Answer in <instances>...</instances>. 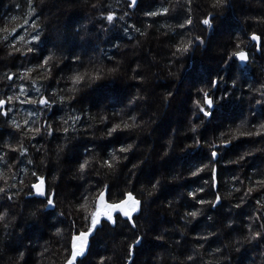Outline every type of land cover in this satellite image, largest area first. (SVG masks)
<instances>
[{"label": "snow or ice", "instance_id": "6c2138e0", "mask_svg": "<svg viewBox=\"0 0 264 264\" xmlns=\"http://www.w3.org/2000/svg\"><path fill=\"white\" fill-rule=\"evenodd\" d=\"M63 2L71 5L75 0ZM116 2L124 5V10L119 14L107 0H94L90 7L100 12L99 18L104 22L101 25L102 32L108 33L123 22L122 31L129 40L132 39L128 35L130 29L140 37H147L148 29L158 23L155 18L169 16L170 12L180 9L179 15L174 17V26L161 24L156 29L159 32L161 28H166L167 31L161 35L167 37L171 34L176 38L170 44V55L179 62V66L184 64L186 57L206 47L207 36L215 31L221 18L234 6L231 0H198L195 7L194 0H172L167 7L162 3L159 7L153 4L142 9L144 17L152 22L146 21L141 28L128 24L125 19L130 16L128 9L133 12L140 9L141 0ZM15 7L20 9L21 5L17 3ZM24 7L27 11L22 15L12 16L10 24H4L0 19V87L6 90L0 94V264H44L43 259L32 262L26 260L25 252L30 246L20 244L12 247L11 238L16 229H22L29 221L35 226L42 219L48 220L53 216L62 218L61 223L68 221V235L67 245L56 250L57 259L52 264H93L90 238L105 229L117 231L121 227L126 228L130 234L121 242L122 255L117 246L111 254H97L95 264H135L139 252L148 240V232L142 231L140 225L145 207L153 197L162 196L170 185L181 178L172 173L165 176L161 172L151 175L136 187H131L136 180L137 171L143 172L147 168L150 157H138L129 166L126 163L129 161V153L139 151L136 140L156 123L159 115L153 113L144 119L147 113L137 114L149 106L150 97L146 87L148 78L140 64L135 63V67L130 69L129 79L137 82L136 91L128 98L125 108L111 112L100 108L92 113L78 107L88 89H92L94 85L99 86L103 81L123 77L122 58L117 59L114 53L107 57L110 65L103 61L96 62L92 58L85 64L75 52L65 55L62 43H46V24L38 23L48 7L45 0H24ZM248 19L257 25L264 24V14ZM194 28H199L195 35ZM80 38L83 39V36ZM115 39L113 47L119 49L120 44ZM236 40L231 53L224 57L225 67H228V62L235 64L238 61L235 70L243 73L248 71L255 56H250L242 45L251 41L253 53L264 55V32L257 33L253 30L237 36ZM139 44L140 40H137V45ZM17 61L22 66L27 61L31 67H24L22 72L19 69L12 71ZM169 74L176 75L171 68ZM61 81L63 87L60 86ZM222 83H226L224 77L217 74L208 82L207 89H197L199 98L193 101L196 111L192 113L188 127V131L192 133L189 137L191 143L183 144L181 150L187 152L207 149V153L200 154L198 163L188 169V175L194 178L198 186L182 194L185 211L179 218L183 220V225L172 229L179 233V239L166 238L165 232L168 229L162 232L152 230L155 247L162 250L154 253L153 264H231L236 254L248 250L246 245L257 249L264 246V168L254 166L251 174L243 179L233 173L231 181H225L219 175L222 163L226 170L230 165L242 167V162L249 157H256L258 154L264 157V121L242 120L235 127L229 125L224 130H219L211 138L198 131L205 123V118L209 121L214 118L218 103L228 99L230 93L227 88L219 96L212 92ZM236 85L237 78L233 76L231 87L234 89ZM250 91L260 97L255 99V103L264 106V82H258V87L250 88ZM8 92L11 94H7ZM173 96L174 93L169 89L160 97L165 108L170 106ZM17 104L30 105L33 109L27 112L28 118L23 123L14 115ZM56 109H59V113L50 115ZM261 111L264 112V107ZM252 115L255 116V113ZM33 117L37 118L32 119ZM192 120L196 122L193 123ZM80 132L85 136L90 135L91 140L106 143L93 144L92 147L85 144L82 151H76L73 141L79 139L76 134ZM122 134L127 136L121 139ZM60 135L65 142L57 144L54 152L55 174L50 172L46 176L44 170L48 168L51 159L45 144ZM176 135L177 132L173 129L158 157L160 161L167 162L170 159L172 137ZM241 138H245L250 147L246 151L234 153V159L227 158L230 146L237 147L233 142ZM30 148L35 153L42 154L33 158ZM66 155L71 157L75 178L84 180L86 177L96 176L99 179L95 184H89L79 200L68 201L67 206L63 207L53 185L61 179V161ZM22 164L31 165L32 168L20 167ZM108 177H123L124 186L118 194L113 191L117 185L110 187L106 179ZM229 183L232 185L231 190L222 195L221 186L227 188ZM234 193L239 195L234 196ZM226 201L231 202L226 206ZM21 202L29 209L27 217L15 210ZM164 202L170 212H175V205L179 200L165 197ZM249 202L251 210H248ZM225 210L227 214L221 220V214ZM234 210L239 211L234 213ZM237 216L240 217V226H236ZM201 217L207 221L205 230H193L191 238L187 239L186 229ZM64 232V228L57 226L54 235L62 237ZM234 233L239 234L238 238L232 239ZM221 236L224 237L223 240ZM48 251V248H44L39 257L43 258Z\"/></svg>", "mask_w": 264, "mask_h": 264}, {"label": "trees", "instance_id": "16d2710c", "mask_svg": "<svg viewBox=\"0 0 264 264\" xmlns=\"http://www.w3.org/2000/svg\"><path fill=\"white\" fill-rule=\"evenodd\" d=\"M91 2H94V0H75V3L70 5L64 3L63 0H45L48 7L45 9L44 17H41L38 23L46 24L45 36L48 37L47 44L62 43L65 48V55L75 52L81 56L85 64H87L89 58H92L96 62L103 61L105 64L110 65L107 57L114 53L117 59L122 58L123 60L121 66V71L124 73L123 77L116 80L103 81L99 86L94 85L92 89H88L83 95L82 103L78 107H83L92 113H96L100 108H106L109 112L125 108L128 98L136 91L135 85L137 82L129 79L130 69L135 67V63L140 64L141 69L148 78L146 87L150 97L149 106L143 108L141 113L137 114L147 113L144 119H147L153 113H158L159 115L156 123L152 124L148 131L141 134L136 140L139 151L134 150V153H129V161L126 162L129 166L138 157L145 155L150 157L147 168L143 172L137 171L136 180L131 187H136L138 183L145 182L151 175L161 172L165 176L172 173L181 177L170 185L162 196L153 197V200L145 207L144 217L140 221L141 230L148 232V240L144 248L139 252L135 264H153L154 253L162 250L155 247L152 230L155 229L158 232H162L168 229L165 232L166 238L179 239V233L173 232L172 229L183 225V220L179 218L185 211L182 194L198 186V183L194 182V178L188 175V169L198 163L201 158L200 154L207 153V149L188 150L187 152L181 150L183 144L191 143L189 137L192 133L188 131V127L192 113L196 111L193 101L199 98L197 89H207L208 82L215 78L217 74H220L224 77L226 83H222L218 89H214L212 92L219 96L227 88L230 93L227 100L218 103L214 110V118L210 121L205 118V123L199 127L198 131L203 136L211 138L213 134H218L219 130H224L229 125L235 127L242 120L249 122L253 120L264 121V112L261 111L264 106L255 103V99L260 97L254 91H250V88L258 87V82H264V55L253 53V42L247 41L242 47L249 51L250 56H255L254 62L248 66V71L243 73L236 72L238 61L235 64L228 62L227 68L224 62L225 55L230 54L233 50V46L237 42V36H243L253 30H256L257 33L264 32V24L257 25L248 19V17L264 14V0H231L234 5L233 8L221 18V21L215 27V31L207 36L206 47L186 57L182 66H179V62L175 61L170 55V44L176 38L171 34L167 37L161 35L162 32L167 31L166 28H161L159 32L156 30L161 24L174 26L176 23L174 17L179 15V8H177L176 12H170L169 16L155 18L158 23L154 24L153 28L148 29L147 37H140L130 29L128 35H131L132 39L129 40L128 36L122 31L124 28L123 22L117 24L115 29L110 30L108 33L102 32L101 25L104 22L99 18L100 12L90 7ZM170 2L172 0H141L140 9L135 12L128 9L130 16L125 19L128 24H135L136 27L143 28L146 21L151 23L152 20L144 17L142 9L153 4L159 7L161 3L167 7ZM195 2H198V0H194V7ZM17 3L21 5L20 9L15 7ZM107 3L111 4L113 9L118 10V14L124 10L123 3L117 4L116 0H107ZM26 11L24 0H0V19H2L4 24H10L12 16L22 15ZM194 14L199 15V13ZM198 32L199 28L193 29V35ZM81 36H83V39L80 38ZM114 38H116L115 42L120 44L119 49L113 47ZM137 40H140L139 45H137ZM8 63L11 65V61ZM24 67H31V64L25 61L22 66L20 61H17L12 71L19 69L22 72ZM170 68L176 73L175 76L169 74ZM233 76L237 78V85L234 89L231 87ZM20 83L24 82L20 81ZM60 86L63 87V81H61ZM169 89L174 93V96L170 106L165 108L160 97L166 94ZM5 91L3 87H0V94ZM7 94H11V92ZM33 95L35 94L33 93ZM16 107L15 118L20 123H23L24 119L28 118L27 112L33 109L30 105L20 106L17 104ZM57 113H59V109L54 110L50 115H56ZM252 113H255V116ZM36 118L33 117L32 119ZM192 122L195 123L196 121L192 120ZM173 129L177 132V135L172 137L173 150L170 152V159H167V162H162L158 157L166 146V141L170 138ZM4 131H9V129H4ZM71 134L70 130L69 135ZM76 135L79 137L78 140L73 141L76 151H82L85 144L92 147L93 144L106 143V141L102 140H91L90 135L85 136L82 132ZM126 136L127 134H122L121 139ZM5 138L7 139V137ZM64 142L65 139L62 135L57 139H50L46 142L45 148L51 159L48 168L44 170L46 176H49L50 172L55 174L54 152L57 144H63ZM233 144L237 145V147L230 146L227 156L230 159L235 158L234 153L246 151L250 147L245 138L234 141ZM29 152L33 154V158L42 154L35 153L31 148ZM254 166L264 168V157L259 154L256 157H249L242 162V167L230 165L226 170L222 163L219 175L225 181H231L233 173L243 179L246 175L251 174ZM20 167L32 168L31 165L26 164H22ZM73 171L71 157L66 155L61 161L59 172L61 179L53 185L59 197V202L63 207L67 206L68 201L79 200L89 184H95L99 179L96 176H91L86 177L84 180H79L73 176ZM124 175L126 176L127 172ZM21 177H23V173H21ZM106 179L110 187L113 184L117 185V188L113 190L117 194L120 188L124 186L123 177H108ZM195 179L198 180V178ZM184 185L188 187L185 188L183 187ZM237 186L239 185L237 184ZM231 188L232 185L229 183L227 188L221 186L220 192L224 195ZM206 195L209 194L206 192ZM233 195L238 196L239 194L234 193ZM165 197L179 200V203L175 205V212L168 210L164 202ZM230 202L226 201V206ZM15 210L24 217H27L29 211L28 207L23 205V202ZM248 210H251V202H249ZM235 211L239 210H234V213ZM226 214L225 210L221 214V220L223 215ZM61 219L53 216L48 220L42 219L41 223L35 226L29 221L24 224L22 229H16L15 234L11 238V246L29 245V249L25 252L26 260L32 262L43 259L44 264H52V261L57 259L56 250L67 245L68 221L64 220L61 223ZM235 219L236 226H240V217L237 216ZM20 222L23 223V221ZM206 224L207 221L203 217L195 221L186 229V238H191L193 230L197 232L205 230ZM57 226L65 229L62 237L54 235ZM128 235L130 234L124 227L117 231L105 229L99 235H94L90 241L93 264H95L97 254H111L117 246H119V252L122 255L123 244L121 242ZM238 235V233H234L232 239L238 238ZM221 239L223 240L224 237L221 236ZM168 242L171 243V240ZM225 242L227 241L225 240ZM246 247L248 250L246 252L242 251L241 254H236L231 264H264V246L258 249L251 245H246ZM44 248H48L49 251L41 258L39 253Z\"/></svg>", "mask_w": 264, "mask_h": 264}, {"label": "rangeland", "instance_id": "374dc122", "mask_svg": "<svg viewBox=\"0 0 264 264\" xmlns=\"http://www.w3.org/2000/svg\"><path fill=\"white\" fill-rule=\"evenodd\" d=\"M77 227H79V223L77 224ZM92 238V237H91ZM91 238H90V241H91ZM117 241H119V240H117Z\"/></svg>", "mask_w": 264, "mask_h": 264}]
</instances>
